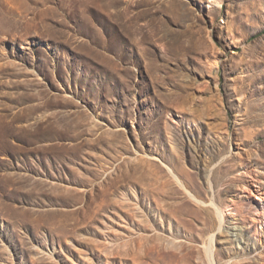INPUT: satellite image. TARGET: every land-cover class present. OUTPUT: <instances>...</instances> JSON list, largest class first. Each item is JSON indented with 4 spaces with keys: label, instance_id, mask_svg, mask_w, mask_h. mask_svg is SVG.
<instances>
[{
    "label": "rangeland",
    "instance_id": "obj_1",
    "mask_svg": "<svg viewBox=\"0 0 264 264\" xmlns=\"http://www.w3.org/2000/svg\"><path fill=\"white\" fill-rule=\"evenodd\" d=\"M211 249L264 264V0H0V264Z\"/></svg>",
    "mask_w": 264,
    "mask_h": 264
},
{
    "label": "bare ground",
    "instance_id": "obj_2",
    "mask_svg": "<svg viewBox=\"0 0 264 264\" xmlns=\"http://www.w3.org/2000/svg\"><path fill=\"white\" fill-rule=\"evenodd\" d=\"M174 174V173H173ZM175 176L177 177V175L175 174ZM178 178V177H177ZM179 179V178H178ZM61 182V181H60ZM181 182V181H180ZM63 183V182H62ZM181 185H183V186H185L184 184H183V182H181ZM194 198H196V199H198L195 195H193V194H191ZM199 200V199H198ZM202 201V200H201ZM220 214H221V220H223V212H221L220 211ZM212 238V237H211ZM209 249H210V247H209ZM210 252H211V255H210V257H211V261H212V263L214 264V261H213V258H214V252H213V249H211L210 250ZM216 263V262H215Z\"/></svg>",
    "mask_w": 264,
    "mask_h": 264
}]
</instances>
